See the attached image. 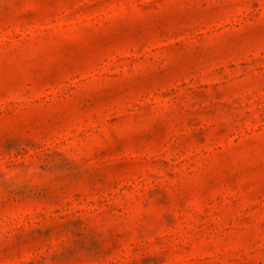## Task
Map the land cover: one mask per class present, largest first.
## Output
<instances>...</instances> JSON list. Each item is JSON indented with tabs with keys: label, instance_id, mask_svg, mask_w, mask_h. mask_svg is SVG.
I'll return each mask as SVG.
<instances>
[{
	"label": "rangeland",
	"instance_id": "obj_1",
	"mask_svg": "<svg viewBox=\"0 0 264 264\" xmlns=\"http://www.w3.org/2000/svg\"><path fill=\"white\" fill-rule=\"evenodd\" d=\"M0 264H264V0H0Z\"/></svg>",
	"mask_w": 264,
	"mask_h": 264
}]
</instances>
